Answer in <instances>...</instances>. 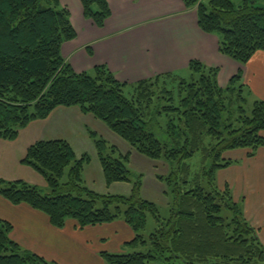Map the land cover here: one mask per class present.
<instances>
[{"label": "trees", "instance_id": "1", "mask_svg": "<svg viewBox=\"0 0 264 264\" xmlns=\"http://www.w3.org/2000/svg\"><path fill=\"white\" fill-rule=\"evenodd\" d=\"M80 1L84 17L104 27L112 14L108 0ZM183 2L196 9L202 30L218 37L222 54L245 65L264 51V6L258 0ZM71 16L61 0H0V137L15 140L56 108L78 106L136 152L165 162L166 172L155 177L164 195H173L170 213L163 216L144 197V174L131 169V152L93 129L88 132L107 185L128 182L130 193L90 188L84 169L92 156L78 157L70 141L55 138L35 142L22 160L45 178L49 193L23 179L0 177V194L45 213L58 228L70 219L81 228L123 219L135 235L128 245L145 251H104L108 264H264L258 230L231 188L217 183V172L234 162L225 152L248 148L254 155L264 146V99L253 97L241 71L223 87L220 68L198 59L190 61L187 76L170 71L134 83L120 81L106 65L77 72L62 52L77 37ZM149 215L156 228L146 238ZM12 230L11 222L0 219V264H60L22 247Z\"/></svg>", "mask_w": 264, "mask_h": 264}, {"label": "crops", "instance_id": "2", "mask_svg": "<svg viewBox=\"0 0 264 264\" xmlns=\"http://www.w3.org/2000/svg\"><path fill=\"white\" fill-rule=\"evenodd\" d=\"M61 1L71 11L77 31L75 39L64 43L62 52L77 72L106 65L120 81L134 83L170 71L182 72L191 60L198 59L220 68L219 83L223 87L241 71L253 97L264 99V51L257 52L245 65L222 54L218 37L199 27L196 9H188L183 0H108L112 14L104 27L85 19L80 0ZM74 7L78 10L76 21ZM88 129L110 142L121 143L133 156L141 155L94 115L78 106H61L47 118L32 121L15 140L0 137V177L32 184L44 182L45 178L22 160L32 144L55 138L70 141L77 156L88 152L101 168ZM250 153L248 148L225 152L224 157L234 162L217 172V183L220 188H231L264 244V146L254 155ZM151 161L153 185L161 191L163 184L155 177L159 161ZM125 185L131 191L132 185ZM0 219L12 223L11 237L22 247L60 264H108L101 253L119 250L135 237L123 219L83 228L70 219L58 228L45 213L26 203L13 204L1 194Z\"/></svg>", "mask_w": 264, "mask_h": 264}, {"label": "rangeland", "instance_id": "3", "mask_svg": "<svg viewBox=\"0 0 264 264\" xmlns=\"http://www.w3.org/2000/svg\"><path fill=\"white\" fill-rule=\"evenodd\" d=\"M204 2H208L209 0H203ZM258 4L259 5H263L264 6V0H258ZM73 12V17L76 18L78 17V10H76V7L73 8L72 10ZM86 19V18H85ZM180 75L182 76H187L189 74L188 70H184L182 72H179ZM121 138V137H118ZM122 140V138L120 139ZM110 142V141H109ZM112 144H115L118 146L119 150L123 153H125V148L122 146L121 143L116 144L115 141L110 142ZM137 154V153H134ZM79 157V156H78ZM146 158V159H145ZM198 156H196L194 158V167H196L198 161H199ZM152 160V161H151ZM151 162L155 161L153 159H149L143 155H131V169L136 172V173H142L144 174V186H143V195L144 197H146L147 199H150L152 201H155L161 210V213L163 216H167L169 215V209H170V203H173V195L169 194L168 196L164 195L163 192V188L161 187V191H159L154 185H153V176L151 175ZM157 163V162H156ZM158 172L160 173H165L166 172V167H165V162L164 161H159L158 163ZM84 179H85V183L91 187L92 189L96 190L97 192H101V193H126L130 191V189L127 187L128 182H120V185H111L110 189L108 190V185L105 181L104 175H103V171L101 170V168L99 167L98 164V160L94 157L91 160V163L87 164L85 166L84 169ZM65 180V178H64ZM118 183V182H117ZM34 184L38 185V187H40L42 189L43 193H49V189L46 183V180L43 181H36L34 182ZM172 205V204H171ZM156 228V223L154 218L149 215L148 216V223H147V227L146 230L144 231V235L146 238L149 237V235L155 230ZM145 251L144 247H138L136 249H131V247L129 245H123L122 248H120L119 250H112V252H132V251ZM154 264H166L163 261L160 262H156ZM175 264H181V263H175Z\"/></svg>", "mask_w": 264, "mask_h": 264}]
</instances>
